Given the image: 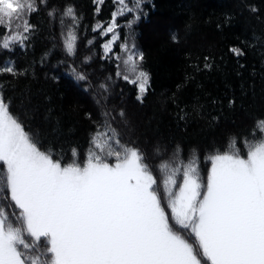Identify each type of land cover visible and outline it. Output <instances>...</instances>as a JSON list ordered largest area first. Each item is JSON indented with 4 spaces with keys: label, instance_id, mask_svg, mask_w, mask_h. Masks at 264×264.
<instances>
[{
    "label": "snow or ice",
    "instance_id": "obj_1",
    "mask_svg": "<svg viewBox=\"0 0 264 264\" xmlns=\"http://www.w3.org/2000/svg\"><path fill=\"white\" fill-rule=\"evenodd\" d=\"M114 3L111 21L92 29H99L101 36L111 34L101 47L103 58L114 63V73L98 85L99 98L94 97L97 107L105 106L101 121L91 111L84 113L93 129L86 151L65 149L59 141L44 142L26 130L0 83V264H264V113L253 117L254 139L244 140L243 153L235 148V138L224 151L213 142L207 145L206 167L201 169L197 149L190 150L184 163L180 144L169 154V145L158 143L154 158L161 162L146 163L148 157L138 142L122 143L120 129L127 126L124 108L106 107L113 77L132 85L140 104L151 91L145 52L134 39L121 38L117 23L122 16L131 29L146 15L144 0ZM244 3L250 14L262 15L252 0ZM42 10L52 32L59 29V40L53 35V49L41 56V67L58 42L64 59L57 63L77 84L86 86L84 92L92 91L90 74L84 70L92 57L76 63L82 15L71 0L60 7L50 0H0V51L16 47L26 51L37 31L32 17ZM231 21L226 14L216 28L230 27ZM187 35V28L175 29L169 41L179 46ZM247 47L241 41L229 52L239 59ZM203 62V69L214 67L211 55L203 56ZM29 67L35 75L34 66ZM192 67L201 70L199 64ZM28 74L29 68L21 69L15 61L0 65V77L18 80ZM194 79L185 77V86ZM176 87L179 91L182 86ZM175 98L173 93V104ZM210 101L216 114H207L209 126L217 125L225 111L234 112L238 104L235 95L227 94ZM176 107L177 121L187 122V108ZM192 112L205 115L198 101Z\"/></svg>",
    "mask_w": 264,
    "mask_h": 264
},
{
    "label": "trees",
    "instance_id": "obj_2",
    "mask_svg": "<svg viewBox=\"0 0 264 264\" xmlns=\"http://www.w3.org/2000/svg\"><path fill=\"white\" fill-rule=\"evenodd\" d=\"M65 2L50 0L55 7ZM71 2L82 15L76 63L85 56L92 57L91 64L84 70L90 74L93 90L84 92L86 86L77 84L67 75L65 67L57 63L64 59L58 42L41 67V56L53 49V35L59 40V29L52 32L43 10L32 17L37 31L26 51L19 47L12 52L0 51V65L15 61L21 69L29 68L28 76L18 80L0 77V83H4L12 99L13 113L25 124L26 130L37 133L38 139L44 142L59 141L65 149L75 146L86 151L93 129L91 122L83 119L84 113L91 111L94 119L101 121L105 108L103 104L97 107L90 95L99 92L98 85L114 73V63L103 58L101 46L107 36L99 35V29L96 32L92 29L97 23L107 24L115 3L113 0H103L102 4L94 0ZM252 3L262 9L259 17L247 11L244 0H148L143 7L146 15L131 29L126 26L124 17L117 18L121 38L127 35L129 40L134 39L145 52L144 67L152 74V85L146 100L140 104L135 100L133 86L113 77L106 107L108 110L115 107L117 111L124 108L127 126L120 129L122 143L138 142L148 157L146 163L158 165L161 162L154 158L158 143L169 145V154L178 143L184 149V163L188 162L190 150L195 148L204 169L207 145L215 142L224 151L229 148L230 138H235V148L243 153L246 151L244 140L254 139L250 134L253 117L264 113V47L260 46L264 39V0H252ZM226 14L232 16L231 26L218 30L216 24L223 21ZM185 28L188 30L186 43L179 46L170 43V31ZM241 41H246L249 47L246 55L238 59L229 52V47ZM205 55L214 57V67L210 70L203 69ZM194 64H199L201 70L194 69ZM29 65L34 66L35 75ZM54 76L59 79H53ZM185 77L195 79L185 86ZM177 85L182 86L179 91ZM173 93H176V104L170 99ZM226 94L238 98L236 110L225 111L224 119L209 126L207 114H216L210 98L219 100ZM197 101L203 106L204 116L192 112ZM177 104L179 108H187V122L177 121ZM100 142L103 144V138Z\"/></svg>",
    "mask_w": 264,
    "mask_h": 264
},
{
    "label": "rangeland",
    "instance_id": "obj_3",
    "mask_svg": "<svg viewBox=\"0 0 264 264\" xmlns=\"http://www.w3.org/2000/svg\"><path fill=\"white\" fill-rule=\"evenodd\" d=\"M114 1V0H113ZM146 1H148V0H144V2H146ZM116 10V5H115V8H114V10L113 11H115ZM112 14V13H111ZM111 21V18L108 20V22L107 23H109ZM104 25H106V24H104ZM111 38V34L109 33L108 35H107V39H110ZM106 39V40H107ZM105 40V41H106ZM105 41L102 43V45L105 43ZM102 51H103V48H102ZM91 97H92V101H94V103H95V99H94V97L95 98H99V97H97L96 96V94L93 96V95H90ZM96 104V103H95ZM101 111V110H100Z\"/></svg>",
    "mask_w": 264,
    "mask_h": 264
}]
</instances>
